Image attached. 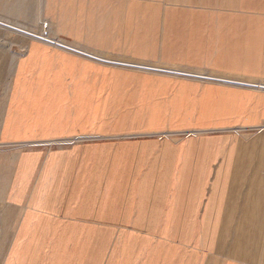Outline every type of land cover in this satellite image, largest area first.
I'll use <instances>...</instances> for the list:
<instances>
[{
    "label": "crops",
    "instance_id": "1",
    "mask_svg": "<svg viewBox=\"0 0 264 264\" xmlns=\"http://www.w3.org/2000/svg\"><path fill=\"white\" fill-rule=\"evenodd\" d=\"M44 12L87 49L225 78L32 42L4 134L104 140L45 149L18 169L4 264H264V126L225 132L264 125V83L240 81L264 80V0H45ZM190 130L217 132L156 137Z\"/></svg>",
    "mask_w": 264,
    "mask_h": 264
},
{
    "label": "rangeland",
    "instance_id": "2",
    "mask_svg": "<svg viewBox=\"0 0 264 264\" xmlns=\"http://www.w3.org/2000/svg\"><path fill=\"white\" fill-rule=\"evenodd\" d=\"M44 5L45 0H0V264H4L8 251L15 238V227L19 208L17 206L18 204L11 202L9 199V193L11 192L13 186L12 180L18 169H25V167L35 168L36 165L40 163L38 155L45 149H51L55 146L65 147L89 141L104 140L98 136L91 137L71 135L41 139L19 136L13 137L4 134L3 126L7 112V102L13 81L15 79L17 64L21 57L26 54L32 42L37 41L38 38L42 39L40 36L45 35L46 37H43L47 38L49 41H53V43H59V45L64 47L76 49L77 51L92 57L111 62H123L151 68H147L149 70H145L142 68L125 67V69L133 71L185 77L174 73H165L164 71L163 73H160L158 70L155 71L156 69H160L170 72L188 73L197 76L225 78L223 75L218 73L193 69L190 67L137 61L126 57L103 54L87 49L72 41L62 39L57 36L53 21L46 16L44 12ZM240 81L247 83H264V80L259 81L255 79H243ZM254 90L263 91L264 89L254 88ZM262 126L264 125L261 123L254 126H235L227 129L228 131L225 130V132L247 138L256 131L261 130ZM216 132L217 131H206L200 133V131L195 130L166 131L158 133L156 137L174 142L192 137L193 135H197V137L203 135H215ZM24 154H30V156L21 167L22 157ZM29 178L30 176L28 175L27 179Z\"/></svg>",
    "mask_w": 264,
    "mask_h": 264
},
{
    "label": "water",
    "instance_id": "3",
    "mask_svg": "<svg viewBox=\"0 0 264 264\" xmlns=\"http://www.w3.org/2000/svg\"><path fill=\"white\" fill-rule=\"evenodd\" d=\"M45 31H46V28H45ZM96 58V57H95ZM97 59H99V58H97ZM100 60H102V59H100ZM111 62V61H110ZM112 63H118V64H125V63H120V62H112ZM131 66H135V67H140V68H149V67H144V66H137V65H134V64H130ZM149 69H151V68H149ZM152 69H154V68H152ZM156 70H158V71H164V72H170V71H165V70H160V69H156ZM172 72V71H171ZM177 73H179V72H177Z\"/></svg>",
    "mask_w": 264,
    "mask_h": 264
},
{
    "label": "bare ground",
    "instance_id": "4",
    "mask_svg": "<svg viewBox=\"0 0 264 264\" xmlns=\"http://www.w3.org/2000/svg\"><path fill=\"white\" fill-rule=\"evenodd\" d=\"M43 36H45V35H43ZM43 36H40V37H42V39H44V40H48L47 38H44ZM46 37V36H45ZM49 41V40H48ZM51 42H53V41H51ZM57 42V41H56ZM56 44V43H55ZM59 43H57V45H58Z\"/></svg>",
    "mask_w": 264,
    "mask_h": 264
}]
</instances>
